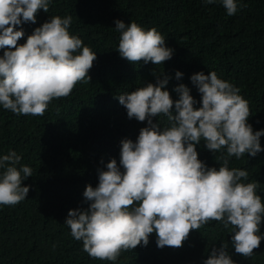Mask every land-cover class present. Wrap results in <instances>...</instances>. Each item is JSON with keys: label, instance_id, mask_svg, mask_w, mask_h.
Returning <instances> with one entry per match:
<instances>
[{"label": "clouds", "instance_id": "9594fccd", "mask_svg": "<svg viewBox=\"0 0 264 264\" xmlns=\"http://www.w3.org/2000/svg\"><path fill=\"white\" fill-rule=\"evenodd\" d=\"M215 0H204L212 4ZM227 15L238 11L237 0H219ZM50 0H0V105L18 115L43 116L53 99L71 94L88 75L96 59L83 41L68 31L72 17L52 16L34 29L23 44L22 23H36L40 9L49 11ZM117 51L131 63L161 65L171 59L173 49L155 28L116 20ZM180 79L182 73L176 72ZM169 77L157 76L134 91L118 96L129 119L147 121L134 142L121 140L119 165L115 159L98 170V184L86 186L83 196L88 207L69 209L65 224L71 236L82 241L90 257L115 262L122 251L147 246L155 232L158 248H180L191 230L217 221L231 232L235 253L250 258L264 236V204L257 194L258 182L247 180L246 170L229 169V158L245 154L255 157L264 151L260 137L247 123L248 101L239 88L214 71L191 75L201 94L200 107L184 84L166 90ZM175 113V114H174ZM166 117L167 126L153 117ZM215 154L220 167H208L198 159L196 145ZM219 153V155H217ZM21 156L9 151L0 156V205L15 206L23 201L29 186L22 181L32 169L20 165ZM121 167L123 171H121ZM204 264H235L227 245L212 248Z\"/></svg>", "mask_w": 264, "mask_h": 264}, {"label": "trees", "instance_id": "16d2710c", "mask_svg": "<svg viewBox=\"0 0 264 264\" xmlns=\"http://www.w3.org/2000/svg\"><path fill=\"white\" fill-rule=\"evenodd\" d=\"M237 4L238 11L229 16L219 0H50L49 11L40 9L36 23L17 26L24 31L19 45L52 16L70 15L69 33L96 59L88 72L90 82L81 81L69 96L53 99L43 116L14 114L0 105V156L15 151L21 156L17 167L32 169V176L22 181L29 186L27 197L15 206L0 205V264H204L210 250L222 244L235 264H264V239L244 258L235 253L230 230L217 221L191 230L180 248H158L153 232L147 246L122 251L115 262L90 257L64 223L69 209L88 207L83 193L86 186H97L98 170H106L111 159L119 165L121 140L135 142L147 126V121L128 118L118 96L155 84L157 76L169 77L165 88L174 101L179 98L174 89L182 83L197 101L194 107H200L201 94L190 77L216 72L248 101L247 123L253 132L264 130V0ZM118 19L155 28L174 50L171 59L154 65L122 58L116 50ZM159 120L167 126L166 117H153L154 123ZM260 143L264 149V135ZM196 150L208 167H220L203 140ZM228 167L248 172L243 183L258 182L264 204V151L231 157ZM258 234L264 236V224Z\"/></svg>", "mask_w": 264, "mask_h": 264}]
</instances>
